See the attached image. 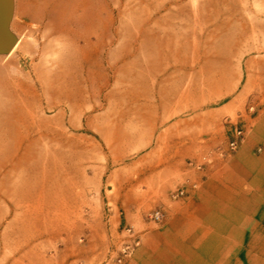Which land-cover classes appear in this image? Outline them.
<instances>
[{
  "label": "rangeland",
  "instance_id": "rangeland-1",
  "mask_svg": "<svg viewBox=\"0 0 264 264\" xmlns=\"http://www.w3.org/2000/svg\"><path fill=\"white\" fill-rule=\"evenodd\" d=\"M10 1L16 43L0 56V205L64 180L80 184V216L0 217L17 229L2 242L29 246L0 249V263L116 264L136 223L158 207L120 201L121 184L147 172L137 145L116 153L136 129L138 62L179 65L191 51L200 67L233 49L239 89L264 93V0ZM255 100L248 95L243 111Z\"/></svg>",
  "mask_w": 264,
  "mask_h": 264
},
{
  "label": "crops",
  "instance_id": "crops-1",
  "mask_svg": "<svg viewBox=\"0 0 264 264\" xmlns=\"http://www.w3.org/2000/svg\"><path fill=\"white\" fill-rule=\"evenodd\" d=\"M12 16L13 7L7 29L16 38ZM184 58L179 65H137L136 129L125 131L128 139L116 153L137 145L139 158L147 159L140 169L147 172L121 184L120 201L143 208L157 204L162 220L153 222L150 212L139 220L136 245L116 264H264V93L239 89L240 61L233 49L200 67L191 51ZM248 95L256 99L251 114L243 111ZM239 120L242 138L222 156L227 130ZM56 151L64 154L66 148L58 145ZM79 188L62 180L47 185L44 196L3 200L0 217H79ZM13 223L0 225V249L29 248L2 242L3 235L16 234Z\"/></svg>",
  "mask_w": 264,
  "mask_h": 264
},
{
  "label": "built area",
  "instance_id": "built-area-1",
  "mask_svg": "<svg viewBox=\"0 0 264 264\" xmlns=\"http://www.w3.org/2000/svg\"><path fill=\"white\" fill-rule=\"evenodd\" d=\"M253 110H254L253 106L248 105L246 113L248 112L249 114H251ZM243 130H244V127L240 120L236 122L235 124H233V126L229 130H227L228 136L226 138V143H225L226 148H225V152H221L222 156L226 154H230L232 151L236 149L238 143L240 142L242 138ZM173 194L180 195L182 194V191L176 190V192ZM149 218L155 223L160 222L162 220V210L159 207L152 209L151 212L149 213ZM126 232L129 233L130 236L133 235L129 228L126 229ZM136 243H137V238L132 237L131 244L123 248L122 250L124 253L123 255L125 256L126 254H128V252L136 245ZM119 260L120 259H118L117 261Z\"/></svg>",
  "mask_w": 264,
  "mask_h": 264
},
{
  "label": "water",
  "instance_id": "water-1",
  "mask_svg": "<svg viewBox=\"0 0 264 264\" xmlns=\"http://www.w3.org/2000/svg\"><path fill=\"white\" fill-rule=\"evenodd\" d=\"M11 9L10 0H0V54H7L16 42V38L7 29Z\"/></svg>",
  "mask_w": 264,
  "mask_h": 264
}]
</instances>
